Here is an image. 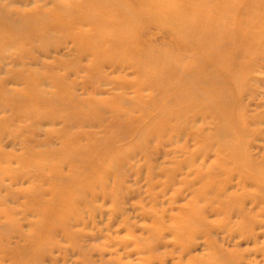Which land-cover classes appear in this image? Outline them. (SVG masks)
Returning <instances> with one entry per match:
<instances>
[{"label": "rangeland", "instance_id": "rangeland-1", "mask_svg": "<svg viewBox=\"0 0 264 264\" xmlns=\"http://www.w3.org/2000/svg\"><path fill=\"white\" fill-rule=\"evenodd\" d=\"M85 1L0 0V264H264V0H172L212 38L131 22L113 47L92 38L138 1L92 0L95 24ZM152 47L170 54L167 95L133 55ZM184 73L215 76L254 169L192 122L215 94L184 91Z\"/></svg>", "mask_w": 264, "mask_h": 264}, {"label": "bare ground", "instance_id": "bare-ground-1", "mask_svg": "<svg viewBox=\"0 0 264 264\" xmlns=\"http://www.w3.org/2000/svg\"><path fill=\"white\" fill-rule=\"evenodd\" d=\"M137 1L139 4L138 9H135V10L133 9L131 11L130 10L125 11L124 9L125 15L127 16V20H124L125 22L123 24L119 23L120 25L116 26L117 27L116 31L113 25L110 24V18H107L106 19L107 22L102 27H105L104 29L109 33V35L106 34L107 36L106 35H104L105 37L102 36L103 39H100L98 35H95L94 38H92L94 39V42L93 43L91 42V43L95 45L96 47L101 46V45L110 47L112 44L113 45L111 47L119 45V42L114 40L115 38L113 37V35L114 36L115 34L121 35L119 34V30L123 28H130L128 24H130L131 22L150 23L152 25H155L159 29H161V27H166V28L168 27L174 36H177V35L191 36L193 40H196V41H200L201 39L205 40V39H208L209 37L212 38L213 36L212 34L213 32L209 29H208V32L206 30L205 31L200 30V27H202V25L200 23L201 20L199 18H196V19L192 18V19H195L194 22L190 18L187 19L184 16L185 14L179 11V7L177 3L172 0H137ZM91 2L92 0L85 1V3H83V7L81 8L86 10V12L84 13L87 17L86 19L91 20L93 24H95L99 21V18L96 17L98 16V14L96 13V8L91 5ZM1 7H0V11L2 10ZM169 9L173 12L174 15H170L167 13ZM89 17H91V19H88ZM33 18L34 17L31 14L30 16L20 15L18 16L17 19H15V21L19 22L17 23L18 25H22L23 24L22 22L36 24L35 20L37 18L36 19H33ZM212 25L214 28L219 27L216 21H214ZM217 41H220V40L218 39ZM154 44L155 43H152V45ZM143 45H148V44L143 43ZM212 46L215 48L218 47L220 49L223 45L221 43H216L214 41ZM119 47H122V46L120 45ZM153 48L154 47H152L148 52H142L140 50L138 53H134L133 55H136V57H141L142 59L146 60L149 67L153 69V70L149 69L151 71V75H149L148 77V81H149L148 87L150 88V90L157 92L159 94L164 93V95H167L168 89L165 86L167 84L168 78L165 76V73H167L166 70L169 68H172V66L171 65L169 66L168 62L167 63L163 62L160 59L161 57L170 58V54L161 53V52L156 53L155 51H153ZM5 50L6 49H3L1 53H3ZM180 77L181 79H184L183 81H185V84L182 87L183 90L186 92L191 91L192 93H194L193 96L195 97H197L198 93L201 94V92L196 88L198 84L207 85L210 92L215 94L214 97L212 96L205 97L204 101L211 103L208 106V108H206L205 110L200 109V111L197 110L196 112H193V114L190 115L192 122L195 123L201 120L200 122L202 125L211 127L210 130L208 129L206 131V137L210 139V142H209L210 145L212 144V141H216V142L222 141V144H220V146L218 145V148L220 149V153L223 159L225 160L231 159V161H233L234 163L233 171L240 173L248 169H254L255 166H257L256 159L254 158L256 154L254 153L252 154L251 152L253 150L258 155L260 148L253 147V149L249 151V148L247 147L248 145L245 146L242 143V141L239 142V140L237 139L235 140L232 138L233 128L231 127L230 123L226 121L227 116L223 113L225 107L223 105L220 106L222 108L218 107V102H216L217 101L216 95L218 94L219 90H213V88H211L212 85L215 83V76L212 75V76H208L207 78H204L201 76H195V78L190 79L191 78L190 73H184V74H181ZM178 96H180V94H178ZM197 98L199 99L200 97L198 96ZM173 100H175V102ZM172 102L182 103L179 97H177L176 99H172ZM168 105L170 104L166 103L162 107L165 108V107H168ZM219 110H222V112H219ZM174 114L165 115L164 113L163 114L159 113L158 116L154 117L152 120L156 118L158 119L162 118V119H165L166 121L167 120L168 121H173V120L180 121L184 113L177 112L175 115ZM228 149L232 152V155L230 156L223 155V151H228ZM259 178L261 180V177ZM262 181L264 184V179ZM260 198L264 199V194H262Z\"/></svg>", "mask_w": 264, "mask_h": 264}]
</instances>
